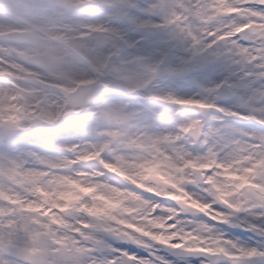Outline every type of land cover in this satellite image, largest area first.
I'll list each match as a JSON object with an SVG mask.
<instances>
[{
    "label": "snow or ice",
    "instance_id": "snow-or-ice-1",
    "mask_svg": "<svg viewBox=\"0 0 264 264\" xmlns=\"http://www.w3.org/2000/svg\"><path fill=\"white\" fill-rule=\"evenodd\" d=\"M216 5L0 0V8L23 12L17 22L0 19V264H191V257L199 264H264V30L227 36L229 26L201 34L197 22L219 11ZM225 6L264 23V0ZM186 136L202 151H189ZM117 142L157 151L171 145V156L146 162L150 172L176 169L179 161L206 178L219 199L216 219L201 225L214 248L184 242L190 233L174 227L175 197L143 187L132 193L157 225L143 236L121 230L126 219L84 199L105 195L78 185L66 167ZM45 177L85 195L50 193L41 185ZM117 187L125 191L126 184ZM224 226L243 231L232 235ZM111 240L127 244L114 248Z\"/></svg>",
    "mask_w": 264,
    "mask_h": 264
},
{
    "label": "clouds",
    "instance_id": "clouds-1",
    "mask_svg": "<svg viewBox=\"0 0 264 264\" xmlns=\"http://www.w3.org/2000/svg\"><path fill=\"white\" fill-rule=\"evenodd\" d=\"M233 9L236 10L237 15L227 21L223 20L224 16L217 15L218 11L216 10L206 13L204 18L197 22L198 31L201 34L212 35L222 27L231 26L230 31L236 34L237 30L244 31L249 24L254 23L244 11L239 8ZM183 144L191 152L202 151L199 143H195L191 136H186ZM158 148L159 151L152 148H137L135 145L126 146L125 143L120 142L113 143L110 149H106L102 155L98 154L88 160H81L76 163L75 167L67 166L65 175L74 179L78 185L95 186L96 190L104 195H110L109 190H113L114 186L126 184L125 191L130 195L135 193L138 188L143 187L150 189L156 195L166 196L170 200L175 197V200L169 205L177 212L178 219L174 227L181 231L187 229L190 234L195 233L196 237L201 238V241L209 238L210 233L204 231L201 225L216 219V209L213 204L218 205L219 199L215 189L211 188L201 173L182 167L179 161L176 162V169L161 165L155 171L150 172L146 167V162L163 160L172 155L171 145L162 143ZM118 156L123 157L120 162L116 160ZM157 172L160 176L165 177L167 182L155 179L153 174ZM49 179V177H45L41 181L42 186L47 185L48 192H75L77 196H80V193L76 191V186L48 184ZM216 180L221 184L225 183L222 176H217ZM116 190L120 189L117 187ZM225 191H232V189L229 187ZM244 195L248 200L256 199V194L253 192H247ZM233 198H235V194H233ZM84 199L90 204L94 203L97 207L105 208L110 215L119 214L118 211L108 210L102 200H93L91 197H84ZM57 203L62 204L64 201L57 200ZM124 208L135 210L133 215L123 216L130 222H135V215L151 214V209L145 210L143 202L135 197L127 201ZM189 243L195 245L196 241L193 238Z\"/></svg>",
    "mask_w": 264,
    "mask_h": 264
},
{
    "label": "rangeland",
    "instance_id": "rangeland-1",
    "mask_svg": "<svg viewBox=\"0 0 264 264\" xmlns=\"http://www.w3.org/2000/svg\"><path fill=\"white\" fill-rule=\"evenodd\" d=\"M26 2V0H12V3L14 5H23ZM227 0H220V2H217L216 8L219 10L217 12V15L220 16H227L231 14L232 8L226 7ZM241 11H243L241 9ZM5 15H8L9 19L13 22H17L22 20L23 18V12L22 8H13L11 10H5L3 8H0V19H3ZM255 32H260L261 30H264V23L256 24L252 23L251 27ZM214 79H218L219 77H213ZM183 91H195L194 88L192 89H183ZM125 100H134L135 98L132 97H124ZM230 103V101H228ZM154 178L158 180V177L156 174H153ZM87 187H92V185H82ZM76 191L80 193V195H85V193H81L78 188H76ZM110 195H105V199L103 200L104 204L106 205V208L110 211H118L119 214L115 215L117 218L123 217V216H131L134 214L135 210L133 209H127L124 208V204L134 199L132 195H130L127 191H121V190H109ZM93 192L96 193L97 196L104 195L103 193L97 192L95 189H93ZM75 193V192H73ZM88 195H91V193H88ZM220 217H217V220H219ZM157 225L152 221L149 214H139L135 215V222H130L128 220H125L124 223L117 225L118 228L121 230L123 229H129V232H136V235L143 236L146 232H150L153 228H155ZM226 233L231 232L232 235H237L240 231H243L242 229H231L229 226H224L223 229ZM166 232V229L164 230ZM185 232H187V229H184ZM181 233H177V235H180ZM249 236L252 234L249 233ZM195 239L196 243L195 245H198L200 243H204L208 245L209 247H215L213 240L211 238L203 239L201 241L200 237H196L195 233H191L189 236L185 238V243H189L190 240ZM244 237H241L243 239ZM110 243L112 244V247L117 248L122 245H126V241H119V240H111ZM129 247L135 248L134 245H129ZM138 254L147 255V253H143L142 249L138 250ZM159 255L165 256L168 259H171V257L168 256V254L164 250H160ZM233 258H240L238 255L234 256ZM191 261V264H199L200 258L191 257L189 258Z\"/></svg>",
    "mask_w": 264,
    "mask_h": 264
}]
</instances>
